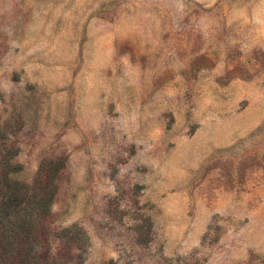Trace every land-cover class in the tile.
Here are the masks:
<instances>
[{
	"label": "rangeland",
	"instance_id": "1",
	"mask_svg": "<svg viewBox=\"0 0 264 264\" xmlns=\"http://www.w3.org/2000/svg\"><path fill=\"white\" fill-rule=\"evenodd\" d=\"M21 263L264 264V0H0Z\"/></svg>",
	"mask_w": 264,
	"mask_h": 264
},
{
	"label": "trees",
	"instance_id": "2",
	"mask_svg": "<svg viewBox=\"0 0 264 264\" xmlns=\"http://www.w3.org/2000/svg\"><path fill=\"white\" fill-rule=\"evenodd\" d=\"M7 180H8L7 185L9 187L8 188L9 190L7 192V195L5 196V198L1 202L2 211H3L5 216L8 215L7 213H12L14 216H18L20 214V212H22L23 210L26 211V207L23 206V200L21 198L22 195H21L20 190L18 189V187L15 186V184H17V183L14 182L13 179H11V178H7ZM10 225H13V223L10 222ZM20 230L23 234H26L28 232V229H25V227L22 225H17V226L14 225L12 227L11 231H13L14 233H19ZM21 264H23V263H21Z\"/></svg>",
	"mask_w": 264,
	"mask_h": 264
}]
</instances>
